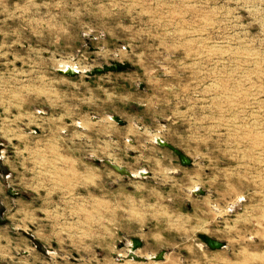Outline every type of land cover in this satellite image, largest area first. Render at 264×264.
<instances>
[{
  "label": "rangeland",
  "instance_id": "374dc122",
  "mask_svg": "<svg viewBox=\"0 0 264 264\" xmlns=\"http://www.w3.org/2000/svg\"><path fill=\"white\" fill-rule=\"evenodd\" d=\"M0 141V264H264V0H0Z\"/></svg>",
  "mask_w": 264,
  "mask_h": 264
},
{
  "label": "bare ground",
  "instance_id": "6f19581e",
  "mask_svg": "<svg viewBox=\"0 0 264 264\" xmlns=\"http://www.w3.org/2000/svg\"><path fill=\"white\" fill-rule=\"evenodd\" d=\"M116 65H111V66H108V67H111V68H114ZM75 70V69H74ZM74 70H72V69H70V68H68L66 71L67 72H69V73H72V74H76V73H78L76 70L74 71ZM116 119V121L118 120V118H115ZM120 122V121H119ZM163 143V142H162ZM2 147H3V144H2V142L0 141V175L4 178V179H7L8 178V175H9V169H8V167L5 165V163H4V161H3V155H2ZM184 154V153H183ZM185 155V154H184ZM188 158V157H187ZM189 159V158H188ZM116 167H117V169L120 171V172H122V173H124V174H129V175H131V173L126 169V168H124V167H120V166H117V165H115ZM11 193H14L12 190H11ZM5 211H6V209H5V207L2 205V204H0V225H6L8 222H10L5 216H4V213H5ZM26 233L28 234V235H30L31 236V238H32V240H31V242L33 243V245H34V247L37 249V250H39L40 252H42V253H44V254H49V251H48V249L46 248V246H44V244H42L38 239H36V237L32 234V232H30V231H26ZM209 237V236H208ZM211 238V237H210ZM213 239V238H212ZM215 240V239H214ZM216 241V243H215V245H219V241H217V240H215ZM132 249L130 250V256H129V258L128 259H132V260H134V261H145L146 260V258H143V257H141V256H137L135 253V247H137V244H139V240H137V239H133L132 240ZM212 247H213V249H216L215 248V245H213V244H210ZM161 256V254H156V255H154V257L152 256V258L154 259V258H158V257H160ZM162 258V257H161Z\"/></svg>",
  "mask_w": 264,
  "mask_h": 264
},
{
  "label": "water",
  "instance_id": "95a60500",
  "mask_svg": "<svg viewBox=\"0 0 264 264\" xmlns=\"http://www.w3.org/2000/svg\"><path fill=\"white\" fill-rule=\"evenodd\" d=\"M116 66L114 67V68H111V67H108V66H105V67H103V68H98V69H96L95 71H94V73H97V72H103V71H114V70H120V69H125V66H123V65H121V64H115ZM67 74L68 75H72V76H74V75H77V73L76 74H72V73H69V72H67ZM116 120V119H115ZM118 122V121H117ZM121 122V121H120ZM166 146H168L167 144H165ZM174 151L177 153V155L179 156V158H180V160H181V162L183 163V164H190V159H188L187 158V156L186 155H184L181 151H179V150H176V149H174ZM114 168H116L117 169V167L116 166H114ZM118 170V169H117ZM119 171V170H118ZM120 172V171H119ZM122 173V172H121ZM124 174V173H123ZM126 175H129V174H126ZM9 223V222H8ZM7 223V224H8ZM26 234V236L29 238V239H31L32 240V238H31V236L30 235H28L27 233H25ZM201 237V239L210 247V248H212L213 249V247L210 245V244H213V245H215V243H216V241L214 240V239H212V238H210V237H208L207 235H201L200 236ZM138 240V239H137ZM142 245V243L140 242V240H139V244H137V247H135V249L136 248H138L139 246H141ZM224 246V243H222V242H220L219 243V245H215V248L216 249H219V248H222ZM161 254V256L160 257H158V258H154V259H162L163 258V252H161L160 253ZM162 257V258H161Z\"/></svg>",
  "mask_w": 264,
  "mask_h": 264
},
{
  "label": "flooded vegetation",
  "instance_id": "af4514ba",
  "mask_svg": "<svg viewBox=\"0 0 264 264\" xmlns=\"http://www.w3.org/2000/svg\"><path fill=\"white\" fill-rule=\"evenodd\" d=\"M10 175H8V177H9ZM10 193H11V191H10ZM12 194V193H11ZM0 204H2L3 205V203H0ZM4 206V205H3ZM5 207V206H4ZM5 209H6V207H5ZM6 212H7V210L5 211V213H4V216L6 217ZM7 218V217H6ZM8 219V218H7ZM9 220V219H8ZM0 226H3V225H0Z\"/></svg>",
  "mask_w": 264,
  "mask_h": 264
},
{
  "label": "crops",
  "instance_id": "0c3cea01",
  "mask_svg": "<svg viewBox=\"0 0 264 264\" xmlns=\"http://www.w3.org/2000/svg\"><path fill=\"white\" fill-rule=\"evenodd\" d=\"M8 167V166H7ZM13 191V190H12ZM14 192V191H13ZM12 195H14V193H12ZM4 205V204H3ZM5 206V205H4ZM7 210V209H6ZM49 251V250H48ZM134 261V260H133ZM137 262H139V261H137Z\"/></svg>",
  "mask_w": 264,
  "mask_h": 264
}]
</instances>
